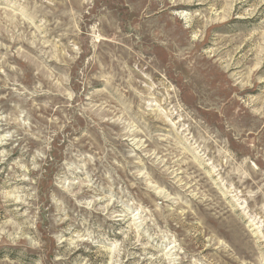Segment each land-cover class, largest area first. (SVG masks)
Instances as JSON below:
<instances>
[{
	"label": "rangeland",
	"instance_id": "1",
	"mask_svg": "<svg viewBox=\"0 0 264 264\" xmlns=\"http://www.w3.org/2000/svg\"><path fill=\"white\" fill-rule=\"evenodd\" d=\"M0 264H264V0H0Z\"/></svg>",
	"mask_w": 264,
	"mask_h": 264
}]
</instances>
